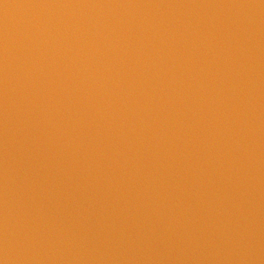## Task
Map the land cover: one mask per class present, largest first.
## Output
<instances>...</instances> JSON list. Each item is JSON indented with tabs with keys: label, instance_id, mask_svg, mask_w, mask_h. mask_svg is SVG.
<instances>
[{
	"label": "water",
	"instance_id": "1",
	"mask_svg": "<svg viewBox=\"0 0 264 264\" xmlns=\"http://www.w3.org/2000/svg\"><path fill=\"white\" fill-rule=\"evenodd\" d=\"M0 264H264V0H0Z\"/></svg>",
	"mask_w": 264,
	"mask_h": 264
}]
</instances>
